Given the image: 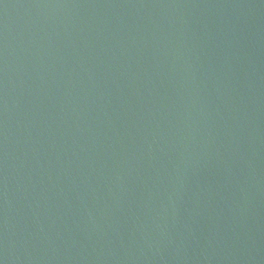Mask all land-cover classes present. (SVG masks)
Here are the masks:
<instances>
[{"label":"water","instance_id":"95a60500","mask_svg":"<svg viewBox=\"0 0 264 264\" xmlns=\"http://www.w3.org/2000/svg\"><path fill=\"white\" fill-rule=\"evenodd\" d=\"M0 264H264V0H0Z\"/></svg>","mask_w":264,"mask_h":264}]
</instances>
